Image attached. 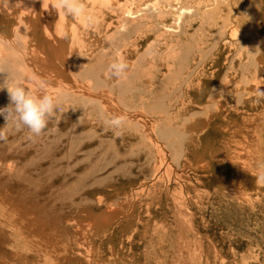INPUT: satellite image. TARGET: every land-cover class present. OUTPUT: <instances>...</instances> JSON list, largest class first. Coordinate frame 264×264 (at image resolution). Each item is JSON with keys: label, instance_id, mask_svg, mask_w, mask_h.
Listing matches in <instances>:
<instances>
[{"label": "rangeland", "instance_id": "rangeland-1", "mask_svg": "<svg viewBox=\"0 0 264 264\" xmlns=\"http://www.w3.org/2000/svg\"><path fill=\"white\" fill-rule=\"evenodd\" d=\"M120 1L110 8L81 0L88 21L70 42L63 80L52 71L24 73V14L15 0V7L0 0V84L7 79L34 95L47 93L59 109L41 135L10 122L0 141V198L9 194L17 221L41 226L71 251L70 261L34 251L22 258L27 264H264V183L257 185L264 171L254 161L251 181L242 185L250 172L240 170L236 144L237 138L255 144L249 155L264 150V98L247 91L264 84V47L255 55L263 61L258 67L239 41L231 43L256 30L264 38V27L257 29L264 0H156L190 9L178 23L168 10L159 15L154 0ZM121 57L128 69L113 76L116 87L99 86V63ZM8 97L0 90V108ZM121 116L119 129L105 123ZM16 246L0 264H21Z\"/></svg>", "mask_w": 264, "mask_h": 264}, {"label": "bare ground", "instance_id": "bare-ground-1", "mask_svg": "<svg viewBox=\"0 0 264 264\" xmlns=\"http://www.w3.org/2000/svg\"><path fill=\"white\" fill-rule=\"evenodd\" d=\"M98 1H100L101 3L103 1L102 5H104L105 4L104 2H106V4L108 6H110V8H113V7L116 8L117 6L121 5L120 4L121 3L120 0H98ZM98 1L97 0H89V2H91V4H96V3H98ZM157 1L154 0V2H153V4H157L158 5L157 13L159 15H162L164 13V11L168 10L169 14H171V16L174 18V20L177 23L179 22L180 18L181 17L183 18L184 14L185 13L188 14L187 12H188V10H190V9L187 8V6H186V8H180L179 7V8L176 9V8L166 4V3H159ZM175 1L178 2L177 0H175ZM15 2L16 3H14V4L18 7L19 11H21V13L24 14V18H25V20L22 22V25H21L22 26V31H23L22 34L23 35L20 37L22 39L24 47L27 50V51H24V53H23L24 57L21 58V62L23 60V62L26 64V68L24 66L25 64H23L24 73L25 72L27 73V70H26L27 68L28 69L32 68L33 71H35V69L36 70H40V71L43 70L45 72L46 71L47 72L52 71L54 74H56L58 76H61L63 80L68 79V76H69V72H68L69 69L68 68H69L70 60H72V58H71L72 55L71 56L68 55L69 52H70V48H71L69 45H72V44H70V42H72V40L74 39V36H75V33H76V28H79V26L83 27L84 25L87 24V21H88L87 14L84 13V15H82L80 17H74V16H72L70 14H65L63 9L55 7V0H15ZM234 2L236 3V1H234ZM41 13H42V15H44L43 22H41ZM128 14H130V13H126L127 16H128ZM131 14L128 17H130V18H132V16L134 17V15L131 16ZM53 16H55V19H53ZM127 16H125V17H127ZM37 27L40 29V32L43 33V38L40 41H37L35 39L36 32H37L36 31ZM164 27L167 29V30L165 29L166 31H173L172 30L173 27L171 26V28H170L169 24L168 25H164ZM259 27H264V19H263L262 22H259L257 24V29ZM257 34H258L257 30L255 32H253V33L249 32V34H247L248 36H246V38L244 37L243 39H241V41L236 38V39L232 40L231 43H237L239 41V43L241 45H243V46H241V45H239V46L241 47L240 49L243 50L242 52L245 53L246 58L247 57L248 58L249 57L253 58L254 61H255V64H257V66L259 67V66L263 65V61L260 58L257 59V57H255V55H256V53H259L261 51L262 47H264V38H258ZM22 52L23 51H21V53ZM21 53L18 52V55H20ZM21 56H23V55H21ZM101 56H103V55H101ZM107 56H108L107 54H104L103 58H105ZM1 58L3 59L2 56H1ZM28 59L31 61V65L30 66L27 64V60ZM3 60H5V59H3ZM3 60H2V62H3ZM9 60L12 61L13 59L10 58ZM254 61H253V63H254ZM19 62H20V60H19ZM19 62H17V63H19ZM101 62L99 63L98 66L102 68V69L100 68L101 72H102V77L97 79L96 83H98V85L102 84L101 87L103 85H104V87L107 86L109 88H113L114 86L116 87V82H114L115 80H114L113 76L109 72V65H106L105 61L103 63H101ZM13 63L15 64L16 62L13 60L11 64H13ZM72 63H74V60L71 62V64ZM5 65H8V64H5ZM77 65H78V63L76 64V66ZM236 67H235V70H236ZM11 68L12 67H10V69ZM242 68H243V66H242ZM74 69H75V67H74ZM14 71L18 72L17 69L14 70ZM237 71H238V68H237ZM10 72H9V74H10ZM258 72H261V71H258ZM73 73H75V72L73 71ZM255 73H256V71H255ZM3 74H5V73H3ZM19 74H20V72H19ZM71 75H72V73H71ZM260 75H261V73H260ZM241 76H242V74H241ZM244 76H245V74H244ZM16 77H17V75H16ZM27 77H28V80H29L30 75H28ZM19 78H21V77L19 76ZM257 78H255V79H257ZM13 79H15V78H13ZM255 79H254V81H255ZM251 80H252V78H251ZM20 81H22V80H20ZM18 82H19V80H18ZM261 83H263V82L259 81L258 84H256V83L250 84L249 83L251 85V87H250V90H247V91L248 92L250 91V94L252 92L255 94V90L256 89H260L261 91H264V84H261ZM10 84H12V83H9V85ZM232 94H235V93H232ZM246 96H249V95L247 94ZM245 97H243V98H245ZM241 99L242 98H240V100ZM9 103L10 102H7V104H9ZM109 114H112V112H110ZM236 130H238V129H236ZM239 131H241V129ZM243 136L245 137V135H243ZM244 139L243 138L242 139H240V138L238 139L237 138L238 142L236 141V144H238V151H237L238 164H239L238 166H239L240 170H244V172L247 170V172H250V173L245 174L247 179L245 180V183L242 182V185H246L249 180L251 181L252 169L250 168V166H251V164L254 161H256L258 163V165L264 164V150H258V149H261V148H257L256 153H254L253 155H249V153H252V151L254 150L255 144L251 145V143H249L247 145L245 143ZM257 143H259V142H257ZM261 169L264 171V168H261ZM260 174H261V171H260L259 174H257V177ZM260 184H262V183H257L258 186ZM235 192H236V194L238 196H243V190L241 191L240 189H236ZM6 197H8V198H6ZM6 197H5L6 199L5 198L2 199V197L0 198V258L4 257L7 252H10V251L14 252L15 249L13 248V246H14V244H16V245H19V247H17V246L16 247L18 249L20 248V250L23 251V252L21 254H19L18 256H17L16 253H14V254H16V256H13V257H14L15 260L17 258H20L21 259V261H20L21 264L29 263L28 260L25 261L24 258H22V257L27 255L24 252H27L28 254H30L33 251L38 253L39 255H41L43 253L50 254V256L55 257V258L58 257V258H60V259H62L64 261H70L71 260L70 259L71 256L69 254V251H70L69 249L70 248H69L68 245L60 244L58 242V240H56L53 237L49 236L41 228V226H37L36 227V226L32 225L30 222H28V221L26 223H21V222H19L20 218L17 221V217L15 219L14 218L15 216L12 215V213L13 214L16 213L15 210L10 208V207H7L8 203L11 202L12 199L8 200L9 197H10L9 194H8V196L6 195ZM25 212H26V214L28 213L27 211H25ZM22 213H24V212H22ZM21 216H24V215H21ZM94 230H95V228H94ZM4 264H13V263H9V262L5 261Z\"/></svg>", "mask_w": 264, "mask_h": 264}, {"label": "clouds", "instance_id": "clouds-1", "mask_svg": "<svg viewBox=\"0 0 264 264\" xmlns=\"http://www.w3.org/2000/svg\"><path fill=\"white\" fill-rule=\"evenodd\" d=\"M4 4L5 6H14L11 0H4ZM55 7L63 9L65 14L74 17H80L85 13V5L81 0H55ZM127 69L128 64L122 57L109 66L110 74L116 78L124 75ZM0 73L4 72L0 70ZM3 89H7L10 103L7 107L0 108V116H3L5 120V126L0 128V141H6V129L9 127L10 122L17 129L26 127L35 136L41 135L53 113L59 110L53 96L47 93L40 96L34 95L20 84L10 86L7 79L3 84H0V90ZM255 94L264 98V91L260 89H256ZM124 120L125 118L122 116L114 117L106 120L105 123L114 129H119ZM258 167L264 168V164ZM257 183H264V174L257 177Z\"/></svg>", "mask_w": 264, "mask_h": 264}]
</instances>
